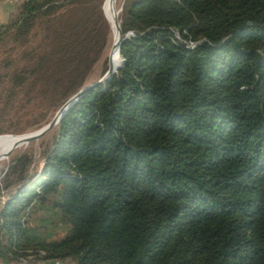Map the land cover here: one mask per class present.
Segmentation results:
<instances>
[{"label":"trees","instance_id":"trees-1","mask_svg":"<svg viewBox=\"0 0 264 264\" xmlns=\"http://www.w3.org/2000/svg\"><path fill=\"white\" fill-rule=\"evenodd\" d=\"M103 2L14 0L0 87L63 105L108 44ZM119 22L120 68L52 128L29 183L31 154L10 166L0 259L264 264V0H125Z\"/></svg>","mask_w":264,"mask_h":264},{"label":"rangeland","instance_id":"rangeland-1","mask_svg":"<svg viewBox=\"0 0 264 264\" xmlns=\"http://www.w3.org/2000/svg\"><path fill=\"white\" fill-rule=\"evenodd\" d=\"M4 1V0H2ZM14 5V0H8ZM105 1V0H104ZM110 0H107L106 16L108 18V8ZM9 3V2H8ZM104 3V2H103ZM122 4V0H116V9L119 21L118 10ZM103 6V4H102ZM11 5L5 1L0 3V24L5 23L11 14ZM103 16L104 10H103ZM110 25V20L108 18ZM114 40L110 27V40L108 41L107 47L103 51L102 55L94 65L92 71L87 77L84 85L97 80L105 74L109 68L110 63L113 62V47ZM13 44L7 46H0V67H4L7 62L8 53H12ZM106 70V71H105ZM83 85V86H84ZM11 83L6 82L0 87V144L12 142L14 135H20L28 132L35 131L45 125L56 113V111L62 106L53 109L52 106L46 99L39 97H29L24 91L19 89H13ZM52 130V129H51ZM48 131L45 135L39 138L37 141L29 143L19 149L14 150L4 161L1 168L0 174V209L16 192L18 187H21L20 183L16 179L17 172L15 171L12 176L10 166L18 156L29 153L32 155V162L28 168V179L26 184L32 179L34 174H37L42 167L43 157L41 154L42 148L48 143L52 136V131ZM6 169V170H5ZM11 174V176H10ZM9 175V176H8ZM4 182L3 180L6 178ZM43 210H39L32 213L31 223L37 226V233L40 239H46V232L50 229V225H46L42 222L43 226H38L39 217H43ZM46 225V226H45ZM65 226H60L56 229L54 238H61L65 234ZM0 264H25L21 263H5L0 259ZM35 264H43L37 262ZM58 264H75L70 259L64 262H58Z\"/></svg>","mask_w":264,"mask_h":264},{"label":"bare ground","instance_id":"bare-ground-1","mask_svg":"<svg viewBox=\"0 0 264 264\" xmlns=\"http://www.w3.org/2000/svg\"><path fill=\"white\" fill-rule=\"evenodd\" d=\"M107 1V0H106ZM105 1V3H106ZM104 3V7H105ZM105 15V12H104ZM106 17V15H105ZM108 18L110 20V27H111V32L113 35V40H114V49H113V62L112 64L110 63L109 68L105 72L104 76L108 77L114 72H116V67L121 61V57L119 54V48L121 42L119 41L117 29L119 27L120 22L118 21V15H117V9H116V0H110L109 2V8H108ZM107 19V17H106ZM108 21V19H107ZM109 22V21H108ZM36 131V130H35ZM28 132L20 135H14L11 136L13 137L12 142L8 143H3L0 144V174H1V168L3 161L16 149H19L25 145H28L29 143L35 142L38 140V132ZM21 146V147H20ZM6 170V169H5Z\"/></svg>","mask_w":264,"mask_h":264},{"label":"water","instance_id":"water-1","mask_svg":"<svg viewBox=\"0 0 264 264\" xmlns=\"http://www.w3.org/2000/svg\"><path fill=\"white\" fill-rule=\"evenodd\" d=\"M106 1V0H105ZM104 1V3H105ZM125 0H122V4L118 10V14L120 16L121 12H122V8L124 5ZM104 3L102 6V12L104 10ZM117 33H118V39L120 42H122L124 39L128 38L130 35H133L132 31H126L123 32L120 24L119 27L117 29ZM110 40V32H109V36H108V41ZM107 47V46H106ZM122 64V57H121V61L118 64V66L116 67V70L118 68H120ZM112 74L108 77L106 76H101L100 78H98L95 81H92L84 86H82L74 95H72L55 113V115L42 127H40L39 129H37L35 132H38V139L41 138L43 135H45L48 131H50L57 123L58 121L61 119V117L66 113V111L90 88L100 84V83H105L108 80H110ZM29 183V182H28Z\"/></svg>","mask_w":264,"mask_h":264},{"label":"crops","instance_id":"crops-1","mask_svg":"<svg viewBox=\"0 0 264 264\" xmlns=\"http://www.w3.org/2000/svg\"><path fill=\"white\" fill-rule=\"evenodd\" d=\"M7 4H10L12 7H11V10H12V8H13V5L10 3V1H8V0H4ZM4 1H2V0H0V3H2V2H4ZM9 2V3H8Z\"/></svg>","mask_w":264,"mask_h":264},{"label":"built area","instance_id":"built-area-1","mask_svg":"<svg viewBox=\"0 0 264 264\" xmlns=\"http://www.w3.org/2000/svg\"><path fill=\"white\" fill-rule=\"evenodd\" d=\"M191 45H193V43Z\"/></svg>","mask_w":264,"mask_h":264}]
</instances>
